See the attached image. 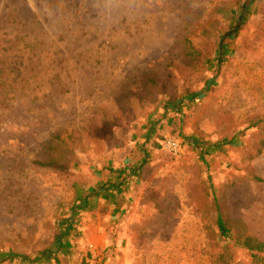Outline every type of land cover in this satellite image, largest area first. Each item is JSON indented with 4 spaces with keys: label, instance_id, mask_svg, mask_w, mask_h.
Masks as SVG:
<instances>
[{
    "label": "rangeland",
    "instance_id": "374dc122",
    "mask_svg": "<svg viewBox=\"0 0 264 264\" xmlns=\"http://www.w3.org/2000/svg\"><path fill=\"white\" fill-rule=\"evenodd\" d=\"M245 1L0 0L1 251L34 255L70 219L59 264H221L216 203L264 240V0L236 31ZM194 134L240 142L207 166ZM141 163L121 205L71 214L76 186Z\"/></svg>",
    "mask_w": 264,
    "mask_h": 264
},
{
    "label": "trees",
    "instance_id": "16d2710c",
    "mask_svg": "<svg viewBox=\"0 0 264 264\" xmlns=\"http://www.w3.org/2000/svg\"><path fill=\"white\" fill-rule=\"evenodd\" d=\"M257 0H246L242 3L239 16L234 18L231 22V29L241 30L249 23L253 15L254 7ZM234 27V28H233ZM209 32V30H207ZM236 33V32H235ZM231 45L228 46L223 43L220 38L217 44L215 58H208L207 70L209 72H219L229 62V55L233 52ZM175 103L176 101L173 100ZM172 103V105H174ZM182 106V107H181ZM167 108V106H165ZM183 105L179 104L177 110L183 111ZM145 145L150 143L155 135V129L151 126L143 134ZM56 136H60L58 133ZM240 142L238 136H234L229 140L217 141L213 143L201 140L199 136L192 135L191 144L196 148L200 161L204 165H209L207 155L224 152L228 145H236ZM264 147V140L260 142L255 155H259ZM144 153H148V147L142 148ZM149 155V154H148ZM143 162H145L143 160ZM52 164V162L44 163ZM142 163L137 166H123L116 169L110 168L106 174L105 180H99L92 190L84 187L76 186V197L73 205L71 206V214L75 217L82 212H91L98 207L97 199L101 196L106 197L115 204L121 205L125 201V194L129 190L130 181L134 177H139L142 172ZM256 180H262L255 177ZM217 207V220L216 230L218 231L217 238L219 245L223 247L220 254L221 264H230L233 260L232 248H239L249 252L252 264H264V240L251 234L238 224L232 222L222 212V209L216 203ZM78 225L70 219L61 220L59 225V233L54 237L52 243L38 251L34 255L18 252V251H1L0 250V264L7 261H17L20 264H59V253L64 255L71 253V248L68 246L71 238L79 234ZM231 246L232 248H230Z\"/></svg>",
    "mask_w": 264,
    "mask_h": 264
}]
</instances>
